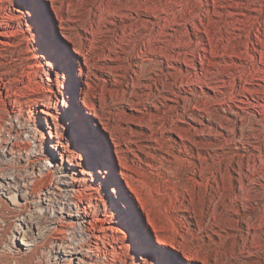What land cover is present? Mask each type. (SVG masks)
I'll return each mask as SVG.
<instances>
[{
  "label": "rangeland",
  "instance_id": "obj_1",
  "mask_svg": "<svg viewBox=\"0 0 264 264\" xmlns=\"http://www.w3.org/2000/svg\"><path fill=\"white\" fill-rule=\"evenodd\" d=\"M0 117L30 153L0 166L34 165L45 173L37 189L62 174L52 179L48 162L63 161L106 264H264V0H0ZM90 133L113 175L94 160ZM126 200L136 222L119 217ZM18 212L0 196V264H66L54 255L59 234L22 248Z\"/></svg>",
  "mask_w": 264,
  "mask_h": 264
},
{
  "label": "bare ground",
  "instance_id": "obj_2",
  "mask_svg": "<svg viewBox=\"0 0 264 264\" xmlns=\"http://www.w3.org/2000/svg\"><path fill=\"white\" fill-rule=\"evenodd\" d=\"M50 1L52 3H54V1H59V0H50ZM32 5H33L34 13L38 14L39 11L41 12V9L39 8L41 6H39V3H37L36 1H32ZM121 9H122V7H121ZM20 10L23 14L26 13V11L23 8H21ZM55 10L59 11L60 9L55 6ZM112 10L114 11V9H112ZM123 14H122V16H123ZM128 14L129 13H127L126 15H128ZM130 16L133 18V15H130ZM59 17H60V19H62V16H59ZM103 17H104V19H106L107 14ZM101 20H103L102 15L99 17L98 25H97L98 27L100 26ZM125 20H127V19H125ZM135 21H137V20H135ZM144 21H143L144 25H148L150 23V22L148 23L147 21H146L147 22L146 23ZM133 23H132V25H133ZM152 23L154 25V22H152ZM138 26H139V24H138ZM123 27L126 28L127 26L123 25L122 28ZM160 29H162V28H160ZM49 30H50L49 25H48V27L43 28V35H44L45 39L47 37H49V32H50ZM95 30H97V29H95ZM125 31H126V29H125ZM160 31L161 30H159L158 32H160ZM149 34H151V33H149ZM152 34H153V32H152ZM159 34H161V33H159ZM90 35H91L90 38L86 37L85 39L88 40L89 46L92 47L93 42H94V38H95L94 37V29L92 31L90 30ZM154 38H155L154 40H156L157 37L155 36ZM81 39H82V36L80 38V41H81ZM57 42H58V45L56 46V49L60 50V52L62 51V53H63L65 51V47L63 46V42H61L59 40H57ZM152 42H151V44H152ZM82 50H80V48H77V47L75 49V51L77 53H79L80 55H82L84 57V64L86 65L87 68H89L90 67V65H89V63H90L89 59L90 58L88 59V57L90 55L87 57L85 55V54H88L87 51L83 52ZM121 53H123V52H121ZM66 57L68 58V61H69L68 62V71L70 74H72V69H71L72 63H71L70 56L67 54ZM117 58H119V55L117 56ZM140 61H142V60H140ZM150 61H151V59H150ZM144 64H142V65H144ZM143 67H142V69H143ZM84 73H85L84 69L79 68L78 73L76 75V79L80 80V77L83 76ZM71 82L73 84V87L68 89V96H69L70 100L73 98L74 93H75V88H76V85L73 83L74 80H71ZM87 86H89L88 82H87ZM247 89L250 90L249 88H247ZM84 92H87V91L85 90ZM85 105L90 106L91 109H93V106H94L92 101H86V100H85ZM47 106L48 105L45 104V107H47ZM38 119H40L39 118V112H37V119H36V121L39 123ZM219 120H221V119L219 118ZM223 120H224V118H223ZM2 121H4V120H3V118L0 117V157L4 160H5V158L12 159V160L14 158H21L23 156V154L25 155V157H28V155L30 154V153L28 154V152H29L28 149H27V151H24V153H23V151H21L20 148H15L16 143L14 142L13 138H15L14 134L17 135L19 133L18 128H16V126H11L12 130L7 131V129H5L6 128L5 125L2 123ZM80 122L82 123V120H80ZM17 125H19L18 121H17ZM83 131L84 130H81V132H80V130H79V132L81 133V134L80 133L79 134L84 135ZM34 132L36 134H38V133L42 134L43 128H41L40 126H36L34 128ZM50 136L55 137V134L53 131L50 132ZM89 136H90V139L92 141V143L89 142V144L90 145L94 144L96 146V149H94V148L92 149V147H89L90 152L93 153V155L95 156L94 160H97V162H99L100 164H104L103 167L109 172V175L110 176L113 175L112 164L110 162V159L107 157V154L105 153V150L107 149L106 143L103 140H99L96 137V135H94L93 133H90ZM34 137L36 139V136H34ZM226 139H228V138H226ZM226 139H224V140L227 141ZM34 141L35 140H32L30 142V141L26 140V143H28L29 145H32V142L34 143ZM187 150H188V148H187ZM48 164H49V166H48L47 170H50V172L52 173V176H51L52 179L54 178L53 172L55 170H57V168L62 170V174L60 176H58V178L56 177L57 178L56 182L52 183V180H50L49 185H47L45 187L41 186L37 189L34 188L36 181L40 180L39 176H41V174H42V176H44L45 173L42 172L40 169H38V173L36 174L34 172V167H35L34 165L31 167V170L28 169V165H29L28 162H26V164H20L16 168L11 167L9 169H5V168H3V166H0V196L6 197L12 205H15L18 207L19 212L17 214H15V217H16L17 221H19L21 223L20 224L17 223L16 227H18V229H15V230H16V232H18V234H21L20 244H21L22 248H24L26 250H31L33 248V246L36 244V242L39 239L43 238V235H45V232H50V234H59L56 237H54V241H53V246L56 248L54 250V255L56 256V258H58V259L62 258L64 260L66 257H69V260L66 262V264H106V262L108 260L107 256H106V258H104L103 257L104 253H102V252H104L103 247L105 248V246L99 244V242H103L102 235L100 234V230H97L98 233H95L94 232V230L96 229L95 221L91 219L94 222V224H93V222L90 219H85V217L88 214V208L87 207H82V208L79 207L78 201L81 199V197H80L81 194L74 188V183H73V182H75L76 178H74L69 173L70 168L65 167V165L63 164V161L58 162V163H54V164H51L50 162H48ZM95 168H94V166H92V176H93L92 179H95L99 176ZM73 173L77 174V172L75 170L73 171ZM104 177H106V176L104 175ZM117 184H118V182H117ZM118 186H120V185H118ZM103 187L109 188V186L106 182L103 183ZM114 196L117 197L116 195H114ZM124 207L127 209L129 208L130 211L129 210L125 211L121 207L118 208L117 212L119 214V217L127 216L130 219V221L136 222V220H137L136 218H138V217L136 216L135 207L132 206V204L129 202V200H126V204H124ZM35 217L39 218V220H35ZM63 222H65V224H63ZM59 226H62V227L60 228ZM146 235L147 234L145 232H143V231L141 232L140 238H141L142 242H144V243L147 242V239L145 237ZM159 242L161 245H158V247L165 249V250H167L166 245H169V246L173 245L169 241H163V240L161 241L160 240ZM89 256H90L91 261H88L86 259V257H89ZM104 261H106V262H104ZM107 264H111V263L109 262Z\"/></svg>",
  "mask_w": 264,
  "mask_h": 264
}]
</instances>
